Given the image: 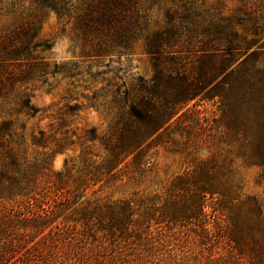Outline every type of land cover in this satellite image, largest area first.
<instances>
[{"label": "trees", "instance_id": "16d2710c", "mask_svg": "<svg viewBox=\"0 0 264 264\" xmlns=\"http://www.w3.org/2000/svg\"><path fill=\"white\" fill-rule=\"evenodd\" d=\"M234 2L228 9L222 0H0V264L85 263L76 241L201 219L216 199L245 207L235 243L249 264H264V208L243 200L238 176L242 164L259 168L264 181V0ZM50 14L87 59L138 43L150 58V79L87 98L108 120L103 133L90 128L77 138L60 119L56 129L27 136L24 118L40 112L32 103L38 85L65 69L42 57L49 47L39 34ZM207 103L216 116L199 110ZM159 147L189 165L162 203L157 195H100L129 169L145 175ZM78 149L63 170L54 168L58 155Z\"/></svg>", "mask_w": 264, "mask_h": 264}, {"label": "rangeland", "instance_id": "374dc122", "mask_svg": "<svg viewBox=\"0 0 264 264\" xmlns=\"http://www.w3.org/2000/svg\"><path fill=\"white\" fill-rule=\"evenodd\" d=\"M228 9L234 0H222ZM39 37L49 50L42 54L51 65L65 67L60 74L50 75L45 84H39L32 99L40 110L34 118H24L27 136L39 129H56L66 120V131L77 138L90 128L99 133L107 130L108 120L91 108L87 98L108 85L122 86L132 78L153 76L150 58L138 43L131 52L112 58L91 60L83 57L79 42H72L70 33L54 14L44 20ZM81 105L71 112L68 106ZM203 115L212 118L217 115L213 103L199 107ZM78 152L58 155L54 161L57 171L63 170L68 156ZM203 156L206 153H202ZM148 172L139 177L129 169L121 182L110 186L100 194L112 200L129 198L134 193L158 196L161 203L171 181L184 174L189 165L183 156L170 153L165 147L154 149L150 155ZM240 164V163H239ZM239 180L246 198H255L264 208V181L260 179L257 167L239 165ZM245 207H239L219 200H209L205 217L178 223L142 225L129 237L120 235H97L82 243L75 238L77 248L85 250L89 260L81 264H249L240 255L235 237L236 226L241 221ZM81 240V239H80Z\"/></svg>", "mask_w": 264, "mask_h": 264}]
</instances>
